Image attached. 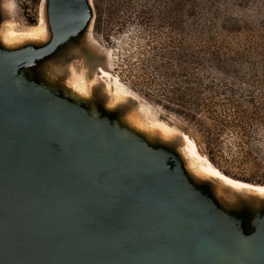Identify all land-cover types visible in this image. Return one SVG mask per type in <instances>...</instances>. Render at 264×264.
<instances>
[{
  "label": "water",
  "instance_id": "obj_1",
  "mask_svg": "<svg viewBox=\"0 0 264 264\" xmlns=\"http://www.w3.org/2000/svg\"><path fill=\"white\" fill-rule=\"evenodd\" d=\"M44 9L45 44L0 43V264H264V200L244 231L190 181L178 148L30 76L93 29L92 0Z\"/></svg>",
  "mask_w": 264,
  "mask_h": 264
},
{
  "label": "trees",
  "instance_id": "obj_2",
  "mask_svg": "<svg viewBox=\"0 0 264 264\" xmlns=\"http://www.w3.org/2000/svg\"><path fill=\"white\" fill-rule=\"evenodd\" d=\"M93 32L135 24L142 87L195 124L207 143L235 133L240 150L264 131V0H92ZM150 94V95H149ZM262 151L241 152L251 160ZM257 163L256 160H254ZM257 165H260L257 163Z\"/></svg>",
  "mask_w": 264,
  "mask_h": 264
},
{
  "label": "rangeland",
  "instance_id": "obj_3",
  "mask_svg": "<svg viewBox=\"0 0 264 264\" xmlns=\"http://www.w3.org/2000/svg\"><path fill=\"white\" fill-rule=\"evenodd\" d=\"M42 1L0 0V43L5 48L20 47L10 45L2 39L6 20L14 22L19 28L36 25ZM8 2L11 5V14L6 17L4 11L8 9ZM46 15L44 9V16L47 18ZM137 32L138 27L134 23L126 24L124 27L114 26L107 35L103 30L98 34L92 32L91 37H89V33L85 32L71 39L55 55L30 68L28 72L31 77L51 84L57 93L64 92L70 96L71 92L68 86L74 69L77 72L85 71L87 80L90 81L97 79L98 68L109 70L112 75L119 76L123 84L125 83L128 88L136 92L141 98L140 105L142 107H145L146 104L152 107L159 122L167 127L168 131L165 136L161 134L151 136L142 127L135 126L131 121L134 116L143 126H148L149 120L141 111V114L137 112L139 104L131 101L115 107L107 106L109 111L117 109L116 113L111 116L112 122L120 121L126 127L130 126L134 130L146 134L149 138L154 136L156 147L166 154H172L177 148L179 149L182 146L181 135L187 134L195 141L199 152L224 174L236 180L264 185V131L260 133L262 138L252 141L242 150L239 148L240 141L235 133H226L221 136L219 142L208 144L195 124L187 121L183 116L165 110L162 107L165 105L164 102L161 103V106L155 102V99L158 98L150 94L149 97L146 95L147 90L142 87L141 83L143 82L144 68L142 63L146 60L147 55L143 51L145 41L137 35ZM91 95V101L86 104L87 109L90 112L95 109L102 115L106 104L110 103L104 85H96L92 89ZM255 148L261 149L262 152L253 154L251 160L242 158L241 152H253ZM254 160L260 165H257ZM189 177L190 181L199 184L206 190L207 196L221 215L237 220L244 231L250 232L256 228L260 215L255 207L258 201L255 197L234 192L217 182H207V179L205 180L201 176L189 175Z\"/></svg>",
  "mask_w": 264,
  "mask_h": 264
},
{
  "label": "bare ground",
  "instance_id": "obj_4",
  "mask_svg": "<svg viewBox=\"0 0 264 264\" xmlns=\"http://www.w3.org/2000/svg\"><path fill=\"white\" fill-rule=\"evenodd\" d=\"M7 4H8L7 6L8 9L4 11L5 9L4 8L3 11L6 14L5 16L9 17V15L11 14V5L9 4V2ZM3 30L4 33L2 32L3 36L1 37H3L2 39H4L10 45L21 46L23 44H30V45L45 44L48 41L49 32L44 16V0L42 1L41 4L39 19L36 25L27 28H19L14 22L10 20H6ZM92 32L93 29L90 28L88 32L89 37L92 36ZM97 74H98L97 79L90 81L87 80V75L85 71L77 72L74 69L70 77L71 80L68 86L69 90L75 97L81 100H90L92 98L91 96L92 89L96 85L103 84L105 93L110 99V103L107 104L108 107L124 105L129 101L138 103L139 106L137 112L140 113L141 111V113L148 118L149 121L148 120L145 121H148L149 125L147 126L144 124L145 126H143L141 123H139L136 116H134L135 118L133 117V119H131L132 123L135 126L142 127L145 130V132H147L151 136L157 134H161L164 136L167 135L168 128L165 127L161 122H159L157 115L152 111V107L149 104H146L147 106L145 105V107H142L140 105L142 102L141 98L136 94V92L128 88L127 87L128 85L126 86L125 83L123 84L119 79V76H114L110 73L109 70H105L103 68H98ZM181 142H182V146L178 149V154L182 159V161L186 164L187 169L190 173L204 177L209 181H215L217 183H220L221 185L225 186L230 190L240 192L242 194L258 197L264 200V194H262L260 191H257V189L264 188V185H256V184H251L244 181L236 180L224 174L216 166H214L206 156L202 155L199 152L195 141L187 134L181 135ZM189 149L191 150L189 151ZM193 165H196V167L194 168ZM202 168H208L217 171L222 176H225L230 180L239 182L241 184H248L251 185L252 187L250 189L249 188L238 189L232 187L231 185L226 183V181L221 180L214 176H210L207 173L200 171V169ZM198 172L199 174H197Z\"/></svg>",
  "mask_w": 264,
  "mask_h": 264
},
{
  "label": "snow or ice",
  "instance_id": "obj_5",
  "mask_svg": "<svg viewBox=\"0 0 264 264\" xmlns=\"http://www.w3.org/2000/svg\"><path fill=\"white\" fill-rule=\"evenodd\" d=\"M30 35H32V34H30ZM186 139V138H185ZM191 149H189V151H190ZM194 155V154H193ZM193 167L195 168L196 167V165H193ZM200 171H202V172H205V173H207L208 175H210V176H214V177H217V178H219V179H221V180H224V181H226V183H228L229 185H231L232 187H235V188H251L252 186L251 185H248V184H241V183H239V182H236V181H233V180H230V179H228L227 177H225V176H222L219 172H217V171H214V170H211V169H208V168H202V169H200ZM197 174H199V172L197 173ZM257 191H260L262 194H264V188H261V189H257Z\"/></svg>",
  "mask_w": 264,
  "mask_h": 264
}]
</instances>
